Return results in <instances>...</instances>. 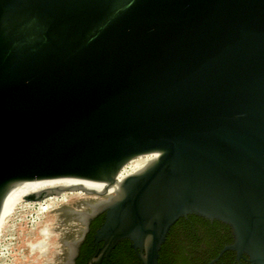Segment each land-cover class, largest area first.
Instances as JSON below:
<instances>
[{"label":"water","instance_id":"obj_1","mask_svg":"<svg viewBox=\"0 0 264 264\" xmlns=\"http://www.w3.org/2000/svg\"><path fill=\"white\" fill-rule=\"evenodd\" d=\"M144 154L76 212L70 264L100 213L86 264L122 240L158 264L189 214L231 229L209 264H264V0H0V210L16 182L106 185Z\"/></svg>","mask_w":264,"mask_h":264},{"label":"rangeland","instance_id":"obj_2","mask_svg":"<svg viewBox=\"0 0 264 264\" xmlns=\"http://www.w3.org/2000/svg\"><path fill=\"white\" fill-rule=\"evenodd\" d=\"M73 191L54 208H40L33 200H20L10 208L0 218V264H70L71 244L83 228V215L76 212L88 211V204L106 199Z\"/></svg>","mask_w":264,"mask_h":264},{"label":"trees","instance_id":"obj_3","mask_svg":"<svg viewBox=\"0 0 264 264\" xmlns=\"http://www.w3.org/2000/svg\"><path fill=\"white\" fill-rule=\"evenodd\" d=\"M102 219L94 222V227L100 225ZM92 235L87 236L82 251V259L76 264H86L91 251ZM232 242L231 229L218 220L205 219L189 214L180 217L170 228L165 242L162 244L158 264H209L220 249ZM250 264L235 259V253L226 250L215 262L210 264ZM101 264H142L130 247L127 240H122L111 251L110 259H104Z\"/></svg>","mask_w":264,"mask_h":264},{"label":"bare ground","instance_id":"obj_4","mask_svg":"<svg viewBox=\"0 0 264 264\" xmlns=\"http://www.w3.org/2000/svg\"><path fill=\"white\" fill-rule=\"evenodd\" d=\"M152 157H154L153 154H144L133 158L125 166H123L116 180H108L106 185L102 181H93L78 178L33 179L16 182L8 189L4 197L3 204L0 210V218L7 214L10 208L17 204V202H19L20 200H26V196L34 193L37 194L44 190L56 189L60 187H71L70 190L46 195L41 199H35L32 201V204H37L38 207L44 209L54 208L62 202L65 203L68 194L73 193V189L75 187H78V190H76L77 192L81 191L79 189H84L87 191L86 193L90 194L91 192H94L97 194L106 193L110 195L112 194L114 185L117 182H119L125 176L141 169L145 165V163H147Z\"/></svg>","mask_w":264,"mask_h":264},{"label":"flooded vegetation","instance_id":"obj_5","mask_svg":"<svg viewBox=\"0 0 264 264\" xmlns=\"http://www.w3.org/2000/svg\"><path fill=\"white\" fill-rule=\"evenodd\" d=\"M97 219H103V213H100V214H98L97 216H95L92 220H91V222H90V225H89V230L87 231V233H86V237H85V239H84V241L81 243V245H80V248H79V253H78V255H77V257H76V262L77 261H79V260H81L82 259V251H83V249H84V246H85V244H86V240H87V236L89 235V234H93V232L99 227V225L98 226H96V227H94V222L97 220ZM232 233V232H231ZM99 244H101V242L99 243ZM90 247H91V251H90V253H89V257L86 259V262L88 261V259L90 258V256H91V254H92V252L94 251V248H95V246L93 245V242H92V240H91V242H90ZM236 259V258H235ZM104 260V259H103ZM102 260V261H103ZM237 261H239V260H237Z\"/></svg>","mask_w":264,"mask_h":264},{"label":"built area","instance_id":"obj_6","mask_svg":"<svg viewBox=\"0 0 264 264\" xmlns=\"http://www.w3.org/2000/svg\"><path fill=\"white\" fill-rule=\"evenodd\" d=\"M130 161H131V160H130ZM125 165H126V164H125ZM125 165H124V166H125Z\"/></svg>","mask_w":264,"mask_h":264}]
</instances>
